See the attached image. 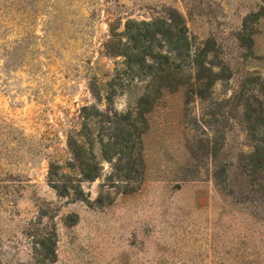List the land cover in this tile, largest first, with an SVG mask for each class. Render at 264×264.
<instances>
[{"label": "rangeland", "instance_id": "374dc122", "mask_svg": "<svg viewBox=\"0 0 264 264\" xmlns=\"http://www.w3.org/2000/svg\"><path fill=\"white\" fill-rule=\"evenodd\" d=\"M128 20L186 26L175 89ZM0 264H264V0H0Z\"/></svg>", "mask_w": 264, "mask_h": 264}, {"label": "trees", "instance_id": "16d2710c", "mask_svg": "<svg viewBox=\"0 0 264 264\" xmlns=\"http://www.w3.org/2000/svg\"><path fill=\"white\" fill-rule=\"evenodd\" d=\"M156 24H161V27L155 29L154 27L156 26ZM123 36H120V40H118V45L116 46V48H112L109 51L106 50L108 56L112 58L120 56L123 59V63L127 65L131 71H135L133 69L134 66H137L139 71H142L144 69L152 71L155 69L154 67L156 66L155 70L157 72V75H155V78H157L161 83L155 90L158 95H160L162 89H175V86L173 85L175 79L165 80L166 77L169 78L173 75L172 73L168 72L169 67L173 65V62L170 61L169 55L172 52L182 55L184 52L188 51L189 40L187 37L186 26L182 25L176 28L173 25L167 23L166 21H151L138 23L128 20L124 26ZM123 38H125V42H127V45L126 43L124 44L121 42ZM145 39H158V41L164 43L167 46V49H169V54L164 52H155L152 48L151 42H149V45L146 47L148 51L143 50L139 53H136L133 50L131 51V49L127 47L130 44H134L135 49H138L137 47L141 45V41H145ZM82 119L85 120L86 118L83 116ZM82 126L85 132H83V134H78L76 139L72 136V134H68L67 148L69 149L71 155H74L72 147L77 145V142H79V147L83 152V159L81 161V165H85L88 167V162L90 161V159L87 158V154L85 152L84 147L89 143V141L93 142V134L95 132V129L91 128L87 121H84ZM62 168V166L55 165L53 163L49 165L48 178L50 183H53L50 178L55 175V172H57V170ZM83 177L85 180L90 181L97 176H93L91 174H83ZM53 188L57 189L58 186H53ZM62 189L63 193L67 191L66 186H63Z\"/></svg>", "mask_w": 264, "mask_h": 264}]
</instances>
